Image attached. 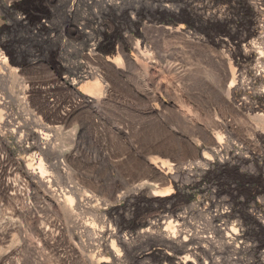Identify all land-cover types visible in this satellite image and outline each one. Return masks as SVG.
<instances>
[{"label": "rangeland", "instance_id": "obj_1", "mask_svg": "<svg viewBox=\"0 0 264 264\" xmlns=\"http://www.w3.org/2000/svg\"><path fill=\"white\" fill-rule=\"evenodd\" d=\"M263 5L0 0V264H264Z\"/></svg>", "mask_w": 264, "mask_h": 264}, {"label": "bare ground", "instance_id": "obj_2", "mask_svg": "<svg viewBox=\"0 0 264 264\" xmlns=\"http://www.w3.org/2000/svg\"><path fill=\"white\" fill-rule=\"evenodd\" d=\"M258 1H261L263 4H264V0H258ZM264 6V5H263ZM0 68H1V70L3 69V71L5 70V72H7L6 73V75H2V76H5V78H7V79H5L6 81L5 82H8V84L10 85V88H12V87H14L15 86V84H16V82H17V76H16V74H15V71H13V70H11V68L9 67V65H8V60H7V58L0 52ZM2 74H4V73H2ZM93 78V77H92ZM225 78H227V75L226 74H224V81H225ZM3 81V80H2ZM99 89H100V85H99V83L97 82V80H95V81H93L92 82V84H91V86H90V91L92 92V93H95V92H98L99 91ZM11 92V91H10ZM1 100H3V99H1L0 98V101ZM2 103V102H1ZM259 118H263V117H259ZM264 120V119H263ZM263 120H258V121H260L261 123L260 124H262L263 123V125H264V121ZM262 125V126H263ZM36 136H40L39 137V139L41 140L40 142H38V144H39V146H41V145H45V147H47L46 149H47V151H48V156H50V158H53L54 156H55V151H54V149H53V146H51V144H50V142L48 141V140H50V136L49 135H46V134H43V133H41L40 131L39 132H36ZM35 136V137H36ZM49 138V139H48ZM32 157V156H31ZM29 160V159H28ZM160 163H161V166H162V168H163V166H164V164H165V162L163 161V160H161L160 161ZM36 164V166H34ZM63 164V163H62ZM61 164V165H62ZM150 164H151V162H150ZM63 167H65V165H63V166H60V165H56V170H58L60 173H62V174H66V171H64V168ZM26 173H27V175L28 176H30L31 178H32V180L34 179L35 180V184L36 183H38V185H40L41 187H42V189L44 188L45 189V191H46V193H47V195H48V198H49V200L52 202V204L55 206V208L57 209V211L58 212H60L61 214H64V215H66V217L68 218V220L71 222V224H73V223H75V209H77L76 207L77 206H81V200L78 198L79 196H76V195H82V194H79V193H77V190H74L73 189V191L74 192H76V193H74L73 195L74 196H76L75 198L74 197H72V196H70V195H67L66 193H61V192H56V189H53L52 187H53V185H52V180L50 179V178H48L47 177V175L45 174L46 172H45V169H44V166H43V161H42V159H39V157L38 158H36V156L34 155L31 159H30V161L28 162V164H27V166H26V171H25ZM162 175H165L166 173H168L167 171H162V172H160ZM160 174V175H161ZM32 182V181H31ZM34 184V185H35ZM33 185V186H34ZM38 185H36V186H38ZM143 187V186H142ZM145 187V186H144ZM38 188H39V186H38ZM148 188V187H147ZM41 189V188H40ZM139 191V190H138ZM149 192V191H148ZM149 196H156L157 197V193L155 192V191H153V192H151V190H150V192L149 193H147ZM83 201V200H82ZM73 216H74V222H73ZM72 217V218H71ZM77 217V216H76ZM78 221V220H77ZM78 224V223H77ZM168 224V223H167ZM39 225V224H38ZM75 225V224H74ZM86 226V225H85ZM45 227V226H44ZM171 227V225H170V223L168 224V225H166V229H168V228H170ZM81 228V227H80ZM86 228H88L89 229V226L88 227H86ZM85 228V229H86ZM36 231L38 232V233H41V234H43V233H45L46 232V230H45V228H43L42 226H38V227H36ZM84 229V230H85ZM88 229H86V230H88ZM89 230H91V229H89ZM88 230V231H89ZM88 231H87V233H88ZM90 232V231H89ZM103 234L104 235H106L108 238L109 237H112V230L109 228V227H105V229L103 230ZM74 234V233H73ZM76 235H77V233H75ZM167 235V234H166ZM170 236H172L171 235V233H170ZM175 237V235L173 234V237L172 238H174ZM168 238H169V236H168ZM171 239V238H170ZM125 239L123 238V241H124ZM188 252V251H187ZM92 257V256H91ZM91 261L94 263V264H100V263H102L103 262V260L101 259H95L94 257L91 259ZM189 261H191V263H192V260H189V257L188 256H183L182 258H181V262H182V264H189ZM190 263V264H191ZM104 264V263H103ZM180 264V263H179Z\"/></svg>", "mask_w": 264, "mask_h": 264}]
</instances>
